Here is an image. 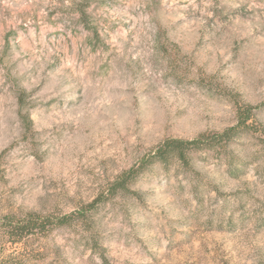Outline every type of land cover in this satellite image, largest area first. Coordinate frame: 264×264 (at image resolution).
I'll return each mask as SVG.
<instances>
[{"label":"rangeland","instance_id":"rangeland-1","mask_svg":"<svg viewBox=\"0 0 264 264\" xmlns=\"http://www.w3.org/2000/svg\"><path fill=\"white\" fill-rule=\"evenodd\" d=\"M246 107L264 132V0H0V221L70 216L24 246L0 236V264H264L251 134L107 195L165 139Z\"/></svg>","mask_w":264,"mask_h":264},{"label":"trees","instance_id":"trees-1","mask_svg":"<svg viewBox=\"0 0 264 264\" xmlns=\"http://www.w3.org/2000/svg\"><path fill=\"white\" fill-rule=\"evenodd\" d=\"M21 99V97H20ZM23 126L30 130V120L21 116ZM252 119V108L246 107L237 110L236 124L220 133H203L191 140L165 139L141 160L138 166L121 174L107 190V195H113L117 191L128 192V184L134 177L151 163H159L168 167L171 162H176L182 167H190L191 155L198 152L211 151L216 154L227 153L229 145L238 140L242 135L248 133L255 136L261 145L264 154V132H261L249 124ZM100 196L83 206L78 212L81 223L86 220L88 211L95 207ZM70 223V216L63 215L56 219L39 213H28L21 218L6 215L0 221V236L9 245H25L30 238L46 236L54 227L65 226Z\"/></svg>","mask_w":264,"mask_h":264}]
</instances>
